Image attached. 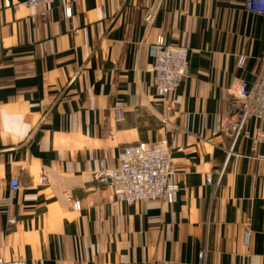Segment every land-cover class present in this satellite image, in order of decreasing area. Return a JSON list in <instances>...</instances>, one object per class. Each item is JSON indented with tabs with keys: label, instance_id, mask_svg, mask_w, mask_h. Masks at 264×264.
<instances>
[{
	"label": "crops",
	"instance_id": "1",
	"mask_svg": "<svg viewBox=\"0 0 264 264\" xmlns=\"http://www.w3.org/2000/svg\"><path fill=\"white\" fill-rule=\"evenodd\" d=\"M8 1L0 0V258L264 264V142L252 141L264 121L249 120L248 136L236 139L221 129L230 90L259 69L264 16L244 0H76L70 16L64 0ZM158 36L188 49V73L164 97L150 69ZM160 138L178 186L172 202L114 201L100 173L123 147Z\"/></svg>",
	"mask_w": 264,
	"mask_h": 264
},
{
	"label": "built area",
	"instance_id": "2",
	"mask_svg": "<svg viewBox=\"0 0 264 264\" xmlns=\"http://www.w3.org/2000/svg\"><path fill=\"white\" fill-rule=\"evenodd\" d=\"M51 0H25L27 6H35ZM76 0H64V11L70 16L71 7ZM9 5L8 0H4ZM245 8L264 16V0H244ZM153 9L144 15L146 23L152 22ZM151 72L153 85L160 97L175 91L189 69L188 49L179 44L168 42L158 36L151 46ZM242 58L238 60L241 65ZM228 117L221 129L227 136L236 139L241 132L248 136L245 130L246 123L251 119L264 121V54L259 69L251 84L240 80L230 90ZM114 117L120 120L123 109L116 107ZM253 143L264 142V131L256 129L252 136ZM174 166L170 153L168 139L160 138L153 142L140 141L123 147L118 154V163L114 167L104 169L100 175L111 187L114 201L131 205L135 202L146 203L150 200L172 202L177 184L170 181ZM41 177L40 181H43ZM10 190L17 191L20 183L17 177L9 179ZM72 209H80V201L71 196L67 197ZM249 235V228L245 231V238ZM0 264H26L23 259L0 258Z\"/></svg>",
	"mask_w": 264,
	"mask_h": 264
}]
</instances>
